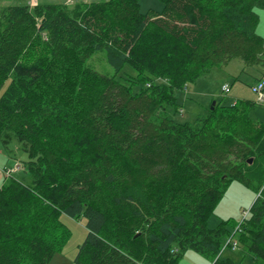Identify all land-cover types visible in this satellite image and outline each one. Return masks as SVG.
Returning a JSON list of instances; mask_svg holds the SVG:
<instances>
[{
	"label": "trees",
	"instance_id": "trees-1",
	"mask_svg": "<svg viewBox=\"0 0 264 264\" xmlns=\"http://www.w3.org/2000/svg\"><path fill=\"white\" fill-rule=\"evenodd\" d=\"M139 1L0 7V143H21L28 160L7 171L31 177L10 174L0 187V264H48L67 236L61 214L85 219L76 264H177L187 250L241 264L221 259L232 248L225 224L207 225L233 180L257 194L234 226L237 244L264 264L256 103L215 101L193 122L173 118L176 92L212 67L239 58L264 78V0H159L146 13ZM98 51L113 75L88 66ZM125 64L136 75L122 82Z\"/></svg>",
	"mask_w": 264,
	"mask_h": 264
},
{
	"label": "rangeland",
	"instance_id": "rangeland-1",
	"mask_svg": "<svg viewBox=\"0 0 264 264\" xmlns=\"http://www.w3.org/2000/svg\"><path fill=\"white\" fill-rule=\"evenodd\" d=\"M88 2L91 0H0V7L12 4H27L30 7L35 3L55 2L68 7L76 2ZM163 4L159 0H140L139 10L141 13L148 11L160 12ZM88 66L104 75H113L114 70L108 64L104 51H98L87 60ZM261 70L255 66L244 67L241 59L235 58L228 62L225 66L212 67L206 75L200 77L196 83H189L185 91L176 92V103L178 112L173 113V118L177 122L190 121L193 122L197 115L204 110L210 103L220 101L223 104H231L234 100H251L256 103L254 109L249 113L251 119L264 122V99L251 91L250 86L259 78ZM136 70L130 65L125 64L124 67L115 75L116 79L122 82L133 80ZM11 81V79H9ZM127 80V81H125ZM10 81L6 82L1 92H3ZM129 83V82H128ZM227 84L230 91L224 93L221 91V85ZM138 85L133 86V91L138 90ZM192 90V91H191ZM198 93H193L195 92ZM0 150L5 151L6 155L15 164L21 167L28 160L27 152L22 148L21 143L13 139L9 144L0 143ZM14 164V165H15ZM17 176L26 184L31 183V177L27 172L21 170ZM257 194L250 187L245 186L237 180L231 181L222 193L218 203L216 204L212 214L208 218L207 225L210 229H214L220 224H225V229L233 234L237 224L240 223L243 212L248 210ZM59 222L64 225L67 230V236L59 244L48 264H76L75 257L79 246L82 244L86 236L85 219L71 218L65 214L59 216ZM229 236V237H230ZM229 258L235 263L254 264L252 256L247 253L243 247L236 248L226 247L221 252V259ZM22 259L20 262H25ZM212 260L198 254L192 250H187L177 264H211Z\"/></svg>",
	"mask_w": 264,
	"mask_h": 264
},
{
	"label": "crops",
	"instance_id": "crops-1",
	"mask_svg": "<svg viewBox=\"0 0 264 264\" xmlns=\"http://www.w3.org/2000/svg\"><path fill=\"white\" fill-rule=\"evenodd\" d=\"M258 15H259V22L257 25V33L260 34L261 36L264 37V9L259 10L258 11ZM230 62V61H229ZM227 65V64H226ZM225 66V65H224ZM211 70V69H210ZM206 75V73L204 74ZM202 75V76H204ZM201 76V77H202ZM200 79V78H199ZM258 79V78H257ZM197 82V81H196ZM195 82V83H196ZM223 85V84H222ZM221 85V86H222ZM192 91V90H191ZM197 90H195V92L193 93H198L196 92ZM262 99H264V93L262 96ZM237 100V99H236ZM15 160H11L8 155H6L5 151L0 150V187L4 184V182L8 179V176L11 174L13 176L17 175L19 172H12V173H8L7 170L11 171L14 167H15ZM15 164V165H14Z\"/></svg>",
	"mask_w": 264,
	"mask_h": 264
},
{
	"label": "built area",
	"instance_id": "built-area-1",
	"mask_svg": "<svg viewBox=\"0 0 264 264\" xmlns=\"http://www.w3.org/2000/svg\"><path fill=\"white\" fill-rule=\"evenodd\" d=\"M251 91L257 95L260 96V98L263 96L264 93V78L259 79L258 81H255L251 86ZM221 91L224 93H228L230 91L229 86L227 84H223L221 86ZM18 169V165H15V167L12 169L17 170ZM246 215V212L243 213V217ZM235 233V231H234ZM233 233V234H234ZM235 235V234H234ZM228 244V246H231L232 248H236L238 246L237 244V240H234V236H230L228 237L226 243L224 244L223 248ZM214 264V261L211 263Z\"/></svg>",
	"mask_w": 264,
	"mask_h": 264
},
{
	"label": "water",
	"instance_id": "water-1",
	"mask_svg": "<svg viewBox=\"0 0 264 264\" xmlns=\"http://www.w3.org/2000/svg\"><path fill=\"white\" fill-rule=\"evenodd\" d=\"M260 99H262V97ZM214 104H215V102L213 101L212 102V107L214 106ZM251 162H252V159H248V163H251Z\"/></svg>",
	"mask_w": 264,
	"mask_h": 264
},
{
	"label": "bare ground",
	"instance_id": "bare-ground-1",
	"mask_svg": "<svg viewBox=\"0 0 264 264\" xmlns=\"http://www.w3.org/2000/svg\"><path fill=\"white\" fill-rule=\"evenodd\" d=\"M16 165H18V167L20 166V164H18V163H17ZM14 171H15V170H14ZM16 172H17V171H16Z\"/></svg>",
	"mask_w": 264,
	"mask_h": 264
}]
</instances>
